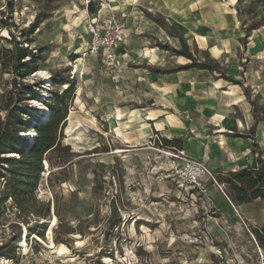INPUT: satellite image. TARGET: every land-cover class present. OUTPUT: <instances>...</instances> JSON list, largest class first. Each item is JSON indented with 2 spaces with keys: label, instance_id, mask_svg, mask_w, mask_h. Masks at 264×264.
<instances>
[{
  "label": "rangeland",
  "instance_id": "obj_1",
  "mask_svg": "<svg viewBox=\"0 0 264 264\" xmlns=\"http://www.w3.org/2000/svg\"><path fill=\"white\" fill-rule=\"evenodd\" d=\"M45 1L0 0V49L9 44L4 37L19 35L36 19ZM116 1L125 0H58L53 10L46 8L50 16L41 18L32 42L22 39L37 53L45 47L39 71L25 79L45 83L28 99L38 110L37 123L49 114L50 90H63L51 83L53 74L62 72L77 84L61 133L63 146L70 147L63 151L67 163L44 161L35 190L34 209L44 213L49 204L50 216L20 213L11 198L1 202L0 264H264L251 231L264 224V202H235L222 174L210 168L201 185L191 186L189 156L164 146L167 131L152 132L154 121L134 102L141 91L127 86L123 70L83 56L91 20L115 17L124 23L122 40L131 33L141 13L118 17L115 8L123 6ZM145 14L165 19L157 11ZM179 35L169 26L151 44L179 47ZM11 82L12 72L0 62V94ZM36 134L35 128L23 132L28 143ZM38 220L47 224L43 237L28 233Z\"/></svg>",
  "mask_w": 264,
  "mask_h": 264
},
{
  "label": "crops",
  "instance_id": "obj_2",
  "mask_svg": "<svg viewBox=\"0 0 264 264\" xmlns=\"http://www.w3.org/2000/svg\"><path fill=\"white\" fill-rule=\"evenodd\" d=\"M119 3L118 17L141 15L116 50L119 64L111 68L123 70L127 86L141 91L134 102L154 121L152 132L180 139L185 154L217 174L251 166L255 152L264 153V0H125L115 6ZM147 11L161 13L164 24ZM169 26L180 33L179 47L182 38L199 61L218 68L178 69L191 59L161 48L159 41L151 44ZM168 68L175 70H159Z\"/></svg>",
  "mask_w": 264,
  "mask_h": 264
},
{
  "label": "trees",
  "instance_id": "obj_3",
  "mask_svg": "<svg viewBox=\"0 0 264 264\" xmlns=\"http://www.w3.org/2000/svg\"><path fill=\"white\" fill-rule=\"evenodd\" d=\"M56 1L58 0H46L45 9L37 14L36 19L28 27L22 28L19 35L11 33L10 38L4 37L9 44L0 49L1 64L12 72L11 88L0 94V188L3 187V191H0V203L11 198L20 213H34L39 216L42 214V217L50 216V205H47L44 213L34 209V203L38 201L35 190L44 171V161H48L49 165L67 163V153L63 151H68L70 147L63 146L61 133L67 122L70 103L76 94L77 82L76 79L62 72L52 75L51 83L60 85L63 90H50L52 98L47 101L49 114L43 122L37 123L40 120L37 118L38 110L28 99L43 92L45 83L41 80L26 82L25 79L39 71V61L45 57L43 55L45 47H39L37 53L25 46L23 41L32 42L31 36L39 27L41 20L50 16L46 8L53 10L54 7L51 6ZM156 20L162 24L165 22L160 17H156ZM159 46L172 51L175 55L191 59V62L179 65L178 69L218 68L214 62L199 61L182 38H180V47L161 42ZM30 128H35L37 134L33 141L28 143L23 132H27ZM162 140L164 146L182 150L180 139L164 137ZM255 145L258 144L255 142ZM255 155L256 159L251 166L231 170L221 177L222 182L227 185L230 197L239 204L250 203L256 199L264 201L263 152L256 151ZM51 174L52 171L49 175ZM46 228V222L38 220L35 225L28 227V233H38L43 237ZM21 231L17 236L19 242ZM251 231L256 250L259 249L264 253V224L252 227ZM1 254L9 256L8 252Z\"/></svg>",
  "mask_w": 264,
  "mask_h": 264
},
{
  "label": "built area",
  "instance_id": "obj_4",
  "mask_svg": "<svg viewBox=\"0 0 264 264\" xmlns=\"http://www.w3.org/2000/svg\"><path fill=\"white\" fill-rule=\"evenodd\" d=\"M89 31L91 40L87 49L84 50L83 56L100 58L107 65L115 66L119 64L116 50L124 37V23H121L115 17L103 22L91 20ZM178 151L182 152V150ZM184 160L187 161L188 166L186 180L191 186L201 185L205 176L212 174L209 167L202 160L191 157H184Z\"/></svg>",
  "mask_w": 264,
  "mask_h": 264
},
{
  "label": "bare ground",
  "instance_id": "obj_5",
  "mask_svg": "<svg viewBox=\"0 0 264 264\" xmlns=\"http://www.w3.org/2000/svg\"><path fill=\"white\" fill-rule=\"evenodd\" d=\"M119 151H121V150H119ZM56 217V216H55Z\"/></svg>",
  "mask_w": 264,
  "mask_h": 264
}]
</instances>
